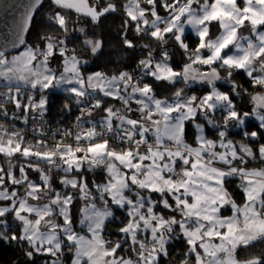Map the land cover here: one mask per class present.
<instances>
[{
	"label": "snow or ice",
	"instance_id": "obj_1",
	"mask_svg": "<svg viewBox=\"0 0 264 264\" xmlns=\"http://www.w3.org/2000/svg\"><path fill=\"white\" fill-rule=\"evenodd\" d=\"M42 3L29 0L16 26L23 50H0V241L28 264H165L176 241L186 248L171 264H264V250L249 254L264 243V0H50L52 32L29 45ZM116 12L123 47L141 58L133 71L86 72L69 42L95 57L103 42L88 29ZM237 73L254 90L243 89L249 111ZM161 83L170 95L157 94ZM194 84L207 90L188 94ZM50 89L67 95V112L76 106L75 130L46 134ZM253 117L261 131L247 130ZM17 120L34 122L32 141Z\"/></svg>",
	"mask_w": 264,
	"mask_h": 264
},
{
	"label": "trees",
	"instance_id": "obj_2",
	"mask_svg": "<svg viewBox=\"0 0 264 264\" xmlns=\"http://www.w3.org/2000/svg\"><path fill=\"white\" fill-rule=\"evenodd\" d=\"M114 2L119 4L121 3V0H114ZM51 11L52 7L50 5V0H44L33 18V22L27 36V44L33 46H35L36 44H40L41 36L52 32V28L47 19ZM123 18L124 17L121 12L110 13L105 17H102L98 25H91L89 27V34L93 35L96 39H99L103 42V49L98 57H93L90 53L83 52L81 50V45L75 40L69 42V47H75L78 54L89 61L88 64L84 66L86 72L101 71L111 75L123 70H135L136 61L141 58V50L137 48L135 51H133L123 47L121 39L123 32V29L121 27ZM85 23L89 22L86 21ZM129 38L135 39L134 34L129 32ZM187 42L189 43L191 48H195L198 41L192 34H189V39ZM169 48L175 53L172 63L174 66L179 68L183 63H185L183 55L178 50L172 48L171 45H169ZM59 60L60 58H56V61L59 62ZM235 78L237 82L242 86L241 96L236 98L237 105L238 107H242L243 110L248 111L252 107L250 96L248 94H245L243 92V89H247L248 92L252 94H254V90L251 87L250 82L242 73H237ZM155 88L158 95L165 96L170 95L173 86H168L161 83L156 84ZM221 89L227 90V87H221ZM186 90L198 91V95H202L207 89L205 86L197 85L194 89ZM48 94L49 104L48 111L45 115L48 119L51 120L52 124L56 126L64 125L67 121L74 119L77 116L78 110L76 109V106L74 104L71 105V112H67L64 109V102L68 99L66 94L50 92ZM37 97L38 95H36L35 98L38 99ZM217 119H219V117H217ZM248 125H251L252 127H247ZM246 128L249 131H261L258 127V124L253 118H250L247 121ZM239 131L240 130L235 129L230 130L229 137L235 138L234 140H239L241 138L239 135ZM27 133L28 134L25 135H30L32 137L34 135V133ZM211 134L214 136L215 131L211 130ZM262 135H264V132H262ZM260 142H264V140H261ZM253 143L255 144V142ZM253 165H256V163L252 162L251 166ZM57 179V175L54 174L53 182L55 183ZM228 187L235 194L237 202L239 203L242 199V194L239 193V190L236 188L235 182L230 183ZM75 211L76 209H74V212ZM116 224H118V221H116L109 227V232L113 235L115 234ZM185 248L186 246L182 243V241L174 242L169 249L171 254V261H175L178 257L182 256L183 250ZM262 250H264V243L256 242V246L251 248L249 254H257ZM244 256L245 252L243 250H240V257L243 258ZM171 261H165V264H171ZM0 264H28V262L26 261V258L24 257L23 251L20 247H18L14 243L0 241Z\"/></svg>",
	"mask_w": 264,
	"mask_h": 264
},
{
	"label": "water",
	"instance_id": "obj_3",
	"mask_svg": "<svg viewBox=\"0 0 264 264\" xmlns=\"http://www.w3.org/2000/svg\"><path fill=\"white\" fill-rule=\"evenodd\" d=\"M28 3L29 0H0V50H4L6 53L13 54L19 52L23 48L22 46L20 48H14L12 47V44L16 40V26L20 22L21 17L24 15L25 6ZM39 8H37L35 14ZM35 14L33 15V18ZM33 18L28 31L24 36L26 42ZM101 51L95 57H98L101 54ZM197 85L199 84H194L191 89H194ZM218 86L227 87L226 85L220 84L219 82Z\"/></svg>",
	"mask_w": 264,
	"mask_h": 264
},
{
	"label": "rangeland",
	"instance_id": "obj_4",
	"mask_svg": "<svg viewBox=\"0 0 264 264\" xmlns=\"http://www.w3.org/2000/svg\"><path fill=\"white\" fill-rule=\"evenodd\" d=\"M161 14L163 15V12L161 11ZM212 32H213V35H215L216 34V28H215V26L213 27V29H212ZM188 34H191V32H190V30H189V33ZM194 37H195V35L194 34H192ZM196 38V37H195ZM23 50V48L20 50V51H22ZM18 53V52H17ZM14 54H16V53H13V55ZM57 58H59V57H57ZM59 66H60V60H59V62L58 61H56V58H55V60L52 62V64H51V67H53L54 69H58L59 68ZM0 84H2V82H0ZM179 86V85H178ZM4 89L2 88V87H0V91H3ZM25 91H27V90H25ZM49 92L50 93H59V94H65L61 89H50L49 90ZM48 92V93H49ZM186 92H188V94H192L193 92H195L197 95H198V91H194V90H191V91H188V90H186ZM47 93V95H48V98H49V94ZM38 99L37 100H39V95H38V97H37ZM7 108H8V111L11 113V112H13L14 111V105H11V104H8L7 105ZM247 111V110H246ZM249 111V110H248ZM20 115L22 116L23 115V112H21L20 113ZM253 119L255 120V118L253 117ZM256 121V120H255ZM13 123H15V125H16V127L17 128H19V127H22V126H24V124H22L19 120H17V121H14ZM256 123L258 124V121H256ZM246 125H247V122H246ZM211 130H213V131H215V129H212V128H207V134L209 135V137L210 138H214V136L211 134ZM235 130H239V129H235ZM194 130L193 129H191V127L189 126V135H188V140H189V142L191 143L192 142V139H193V137H192V132H193ZM230 138V137H229ZM32 140H33V138H31ZM230 139H235V138H230ZM235 141V140H234ZM259 165L258 164H256V165H253V167H258ZM30 175L32 176V178H37V176H36V174L35 173H30ZM57 175V178H58V174H56ZM66 259H67V257H66Z\"/></svg>",
	"mask_w": 264,
	"mask_h": 264
},
{
	"label": "built area",
	"instance_id": "obj_5",
	"mask_svg": "<svg viewBox=\"0 0 264 264\" xmlns=\"http://www.w3.org/2000/svg\"><path fill=\"white\" fill-rule=\"evenodd\" d=\"M77 115H79V112L77 113ZM75 118L67 121L64 125L56 126V125L52 124L51 120L48 119L47 116L45 115L43 124H44V128H45L46 134L50 136L51 134L57 133L58 131L64 130V129H72V130H75L74 129ZM33 123L34 122L31 121V120L29 121L28 127L25 129V132L26 133L27 132L33 133L32 132ZM58 138L59 137L57 136V139ZM49 142L51 143L52 141H49Z\"/></svg>",
	"mask_w": 264,
	"mask_h": 264
},
{
	"label": "crops",
	"instance_id": "obj_6",
	"mask_svg": "<svg viewBox=\"0 0 264 264\" xmlns=\"http://www.w3.org/2000/svg\"><path fill=\"white\" fill-rule=\"evenodd\" d=\"M28 127V125H24V126H22V127H19V128H22V129H26ZM25 134H28V133H25ZM30 134V133H29ZM26 137H27V139L29 140V141H32V139L31 138H33L32 136H30V135H25Z\"/></svg>",
	"mask_w": 264,
	"mask_h": 264
}]
</instances>
